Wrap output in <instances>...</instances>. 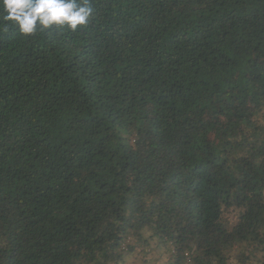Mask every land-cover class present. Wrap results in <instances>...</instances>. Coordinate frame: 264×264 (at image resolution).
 Instances as JSON below:
<instances>
[{
  "label": "trees",
  "instance_id": "obj_1",
  "mask_svg": "<svg viewBox=\"0 0 264 264\" xmlns=\"http://www.w3.org/2000/svg\"><path fill=\"white\" fill-rule=\"evenodd\" d=\"M92 6L0 9V264H264V0Z\"/></svg>",
  "mask_w": 264,
  "mask_h": 264
},
{
  "label": "clouds",
  "instance_id": "obj_2",
  "mask_svg": "<svg viewBox=\"0 0 264 264\" xmlns=\"http://www.w3.org/2000/svg\"><path fill=\"white\" fill-rule=\"evenodd\" d=\"M0 9L3 21L24 36L54 27L76 32L88 25L95 11L92 0H0Z\"/></svg>",
  "mask_w": 264,
  "mask_h": 264
},
{
  "label": "rangeland",
  "instance_id": "obj_3",
  "mask_svg": "<svg viewBox=\"0 0 264 264\" xmlns=\"http://www.w3.org/2000/svg\"><path fill=\"white\" fill-rule=\"evenodd\" d=\"M152 258L154 257V255L153 256H151Z\"/></svg>",
  "mask_w": 264,
  "mask_h": 264
}]
</instances>
